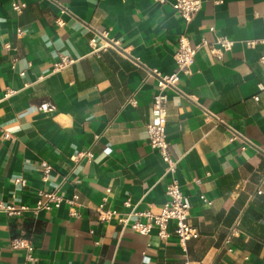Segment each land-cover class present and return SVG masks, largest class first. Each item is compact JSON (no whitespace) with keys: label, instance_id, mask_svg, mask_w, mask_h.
<instances>
[{"label":"crops","instance_id":"obj_1","mask_svg":"<svg viewBox=\"0 0 264 264\" xmlns=\"http://www.w3.org/2000/svg\"><path fill=\"white\" fill-rule=\"evenodd\" d=\"M15 1L26 5L17 11ZM101 30L119 44L94 50L92 37L106 40ZM183 33L194 44L235 40L223 59L199 48L191 72L168 92L176 174L200 231L188 254L194 264H264V40L244 41L264 38V0H202L188 22L171 0H0V200L32 204L40 188H59L80 194L81 212L71 214L67 202L37 216L0 211V264H184L174 222L161 237L156 227L143 233L97 212L104 196L105 208L124 212H158L167 199L171 175L146 133L157 84L144 76L147 67L174 69ZM61 53L76 60L53 70ZM229 125L261 149L229 141ZM88 148L92 158L77 157ZM42 160L53 165L47 179ZM20 233L31 237L33 259L11 246Z\"/></svg>","mask_w":264,"mask_h":264},{"label":"built area","instance_id":"obj_2","mask_svg":"<svg viewBox=\"0 0 264 264\" xmlns=\"http://www.w3.org/2000/svg\"><path fill=\"white\" fill-rule=\"evenodd\" d=\"M159 2H166L167 0H157ZM172 6L180 13V15L186 20L190 21L194 14L201 8L202 0H171ZM26 2L15 1L13 7L17 11H21ZM66 12V7L61 8V13ZM56 23L59 25L65 24V19L62 15L57 16ZM98 34L103 35L106 40L102 44H97L96 36L91 38L94 50L104 49L108 46H115L119 44V40L109 35L108 30H101ZM264 40V38H247L245 43L249 46L255 45L258 41ZM235 40L224 36H218L213 41L203 39L199 43H192L187 34L183 33L178 38V48L174 53L175 67L171 72H164L158 67H147L144 80L148 78H155L157 84V91L153 95L151 103V119L146 124V133L152 148L159 151L163 160L166 162V171L170 173L171 178L166 187L167 199L161 206L160 211L153 212L150 208L142 210L121 211L116 208H105L104 203L107 196H104L103 201L97 206L98 218L101 220H108L109 218L117 215L118 221L125 225L130 223L136 230L149 233L153 227H156L158 234L161 237H166L169 234V224L174 222V232L177 234L179 242L184 249V264H194L192 258L188 254L187 242L193 238H197L200 235L199 228L190 219V200L187 194L183 191L182 186L177 177V169L179 159L174 157L171 151V142L168 139L167 131V107H168V92L170 89L178 88L179 79L181 73H190L191 65L195 60V55L199 48L207 46L212 54L218 58L223 59L226 52L232 49ZM6 48H10V43H5ZM76 59L66 53H61L60 58L53 63V70H60L66 66L72 64ZM259 61L264 64V53L260 55ZM21 73H24L22 71ZM260 89H264V83L259 82ZM14 91L9 88L7 94ZM255 98L258 99L259 95L256 94ZM130 103L136 105L138 99L135 96H131L128 100ZM207 117L215 119L218 123L227 124L222 118L210 109L205 110ZM228 125V124H227ZM4 136H12L11 132L6 130ZM236 138H240L243 142L242 147L245 148L248 145L253 146L255 149L260 150L261 147L255 143L251 138L229 125L228 140L233 141ZM94 152L91 148L80 150L77 157L87 156L92 158ZM41 165L43 168V176L48 178L49 173L53 169V165L47 160H42ZM16 182L26 183L24 177H17ZM111 187H107V191H110ZM258 192H262L261 188H258ZM201 197L211 203L212 200L205 194H201ZM80 194L74 192L71 196L65 195L59 188L46 189L40 188L38 195L34 203L15 202L0 200V211L8 215H25L37 216L43 209H52L58 207L62 202H67L70 205V213L73 215H81L79 209ZM126 205H130V199L125 200ZM136 214L138 217L130 222L131 215ZM144 217V219H141ZM93 232V229H90ZM230 240V236L227 241ZM13 248H23L26 251V258L33 259L34 244L30 236L23 233L15 234L10 240ZM20 264H25L24 262Z\"/></svg>","mask_w":264,"mask_h":264}]
</instances>
